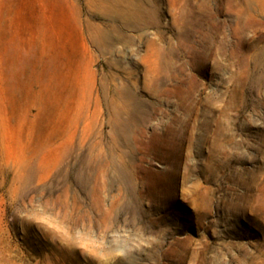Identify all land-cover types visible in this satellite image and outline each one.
I'll use <instances>...</instances> for the list:
<instances>
[{"label": "rangeland", "instance_id": "obj_1", "mask_svg": "<svg viewBox=\"0 0 264 264\" xmlns=\"http://www.w3.org/2000/svg\"><path fill=\"white\" fill-rule=\"evenodd\" d=\"M93 1L49 119L12 89L50 2L0 0V264H264V0Z\"/></svg>", "mask_w": 264, "mask_h": 264}, {"label": "bare ground", "instance_id": "obj_2", "mask_svg": "<svg viewBox=\"0 0 264 264\" xmlns=\"http://www.w3.org/2000/svg\"><path fill=\"white\" fill-rule=\"evenodd\" d=\"M102 1L104 3L105 0ZM49 2L48 15L43 11V16L39 18V30H37V38L32 41L30 56L23 61L22 66L20 64L17 66L19 69L14 75L16 84L12 92L17 98L21 93L26 92L29 95L28 113L37 106L40 99L45 100L43 103L45 115L52 119L60 113L64 96L67 94L64 87L65 67L69 62L66 17L70 0H49ZM113 5L115 7L112 10L121 18L133 15L132 11L122 12L118 6ZM77 28V38L87 53L92 54L93 47L107 38L104 31L94 24L88 23L86 29L79 24ZM8 58L10 62L14 61V54L9 53ZM89 77L92 79L93 75L90 74Z\"/></svg>", "mask_w": 264, "mask_h": 264}]
</instances>
